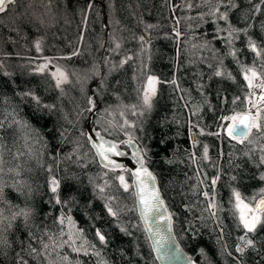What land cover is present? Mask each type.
Listing matches in <instances>:
<instances>
[{"label": "trees", "instance_id": "trees-1", "mask_svg": "<svg viewBox=\"0 0 264 264\" xmlns=\"http://www.w3.org/2000/svg\"><path fill=\"white\" fill-rule=\"evenodd\" d=\"M252 71L264 80V0L9 3L0 13V264H158L128 169L101 166L89 144L91 110L124 148L125 138L138 142L196 264H264V214L247 232L234 197L255 206L264 196V107L243 142L223 130V118L251 106Z\"/></svg>", "mask_w": 264, "mask_h": 264}, {"label": "water", "instance_id": "water-1", "mask_svg": "<svg viewBox=\"0 0 264 264\" xmlns=\"http://www.w3.org/2000/svg\"><path fill=\"white\" fill-rule=\"evenodd\" d=\"M12 1L13 0H11V2ZM9 3H7L6 8ZM103 23L106 25L105 17ZM90 93L94 96L95 101L97 102L96 107H98L99 100L94 95L92 89H90ZM93 112L94 110L89 112L85 123L86 137L101 166L117 171L124 168L128 169L135 197L136 212L144 228L157 263L196 264L182 246L176 235L174 216L160 187L158 175L146 161V157L140 149L138 142L133 138H125L123 139V142L127 148L122 147L117 139L104 134L94 125ZM249 113L253 118L252 112L247 109L240 113L235 124L238 125L240 119ZM248 122L249 121H245V123ZM231 126H233V123ZM102 143L104 148L115 146V152L121 153V155L108 152L106 155L109 159L105 160L98 153L97 146ZM109 161H111V163H109ZM138 172L140 173L139 178L135 175ZM145 172L150 173L151 177L145 175ZM141 189L144 190L141 191ZM141 197L144 198V202L141 201ZM262 198H264V196H260L256 200L255 205Z\"/></svg>", "mask_w": 264, "mask_h": 264}, {"label": "snow or ice", "instance_id": "snow-or-ice-1", "mask_svg": "<svg viewBox=\"0 0 264 264\" xmlns=\"http://www.w3.org/2000/svg\"><path fill=\"white\" fill-rule=\"evenodd\" d=\"M11 2V0H0V12H3L6 8L7 3ZM38 47V46H37ZM251 71V70H250ZM251 75L253 77L256 76V72L252 71ZM246 79H249L248 76L246 75ZM155 78H149L147 81V88L145 91V103L149 102L150 99V94L155 93ZM252 80L249 79V87H252ZM259 87H264V84L257 85ZM264 99V97H262ZM225 120H229L233 122V126L227 127L226 128V133L229 137L233 139H238L240 142H243V139L247 138V136L250 134L252 127H256L257 130H260V125L258 123L253 122V118L251 117V114L249 113L248 115H245L242 117L239 121V124H235V121L237 117H225L223 118ZM245 121H249L248 123H245ZM98 153L101 155L105 160H108V156L106 153L108 152H113L116 155H121V153L115 152V146H109L108 148H104L103 143L98 145ZM111 163V161H109ZM138 178L140 176V173L135 174ZM145 175L151 177L150 173L145 172ZM123 178L121 177V180ZM264 179V177H262ZM143 183V182H142ZM213 184H215V180L213 181ZM52 191L56 192L57 187H58V182L53 180L52 181ZM125 188H127V185H125ZM144 189H141L143 191ZM155 195V194H154ZM207 195V194H205ZM235 197V207L239 212V219L243 225V228L247 230V232H253L256 230L257 225L260 224L261 221V215L264 214V198L260 199L258 203L255 205V207H251L249 204L245 203L244 200L242 199L241 195L239 192L234 193ZM141 201L144 202V198L141 197ZM215 207V205H213ZM111 211V209H109ZM114 214V213H113ZM26 216L27 213H24ZM100 240L103 241L104 237L100 236ZM247 244L251 245L252 241L248 240ZM237 251H243V249H237Z\"/></svg>", "mask_w": 264, "mask_h": 264}, {"label": "rangeland", "instance_id": "rangeland-1", "mask_svg": "<svg viewBox=\"0 0 264 264\" xmlns=\"http://www.w3.org/2000/svg\"><path fill=\"white\" fill-rule=\"evenodd\" d=\"M48 67L58 81H62L65 78V73L60 68L52 67V66H48ZM247 76L249 79L252 80V85H253L252 87H250L251 94H252V102H251V106H250L249 110L252 112L253 122L257 123L258 112H259V110H261L264 107V99H262V97H264V87H259L257 85L264 84V80L258 78L257 76L253 77L251 75V73H248ZM150 77L154 78L153 76H150ZM150 77H148V79ZM148 79H147V81H148ZM249 79H247L248 83H249ZM146 88H147V84H146ZM239 115H240V112L233 114L230 117H233V116L238 117ZM227 122L228 123H226L224 128H223V130L225 132H226V128L230 127L231 124L233 123L232 121H229V120H227ZM250 206L255 207L252 205H250Z\"/></svg>", "mask_w": 264, "mask_h": 264}, {"label": "bare ground", "instance_id": "bare-ground-1", "mask_svg": "<svg viewBox=\"0 0 264 264\" xmlns=\"http://www.w3.org/2000/svg\"><path fill=\"white\" fill-rule=\"evenodd\" d=\"M121 144V143H120ZM121 146H122V144H121ZM123 147V146H122ZM188 253V252H187ZM189 254V253H188ZM189 256H190V254H189ZM191 257V256H190ZM192 258V257H191Z\"/></svg>", "mask_w": 264, "mask_h": 264}]
</instances>
